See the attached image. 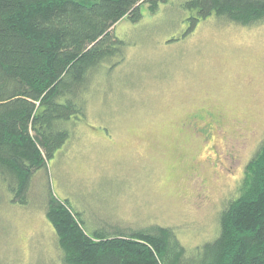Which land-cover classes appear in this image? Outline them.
Instances as JSON below:
<instances>
[{"label":"rangeland","instance_id":"rangeland-1","mask_svg":"<svg viewBox=\"0 0 264 264\" xmlns=\"http://www.w3.org/2000/svg\"><path fill=\"white\" fill-rule=\"evenodd\" d=\"M141 12L114 29L123 61L91 77L85 116L66 124L71 137L34 175L29 203L0 186V264L61 263L50 191L89 232L170 227L188 249L219 235L264 141V22L213 17L185 35L181 0Z\"/></svg>","mask_w":264,"mask_h":264},{"label":"trees","instance_id":"trees-1","mask_svg":"<svg viewBox=\"0 0 264 264\" xmlns=\"http://www.w3.org/2000/svg\"><path fill=\"white\" fill-rule=\"evenodd\" d=\"M170 1L0 0V186L12 203H29L34 175L71 137L66 124L85 116L81 97L91 77L123 61L117 25L138 22L142 4L156 13ZM181 8L185 35L213 17L264 22V0H181ZM45 207L60 264H264V141L218 216L219 235L193 249L170 227L89 232L81 212L51 191Z\"/></svg>","mask_w":264,"mask_h":264}]
</instances>
